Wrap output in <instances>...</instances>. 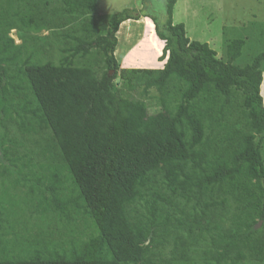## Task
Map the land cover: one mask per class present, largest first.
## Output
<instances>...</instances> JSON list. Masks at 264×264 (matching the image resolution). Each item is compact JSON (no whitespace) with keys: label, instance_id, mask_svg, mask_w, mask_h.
<instances>
[{"label":"trees","instance_id":"1","mask_svg":"<svg viewBox=\"0 0 264 264\" xmlns=\"http://www.w3.org/2000/svg\"><path fill=\"white\" fill-rule=\"evenodd\" d=\"M164 1L162 25L124 10L97 36L96 0H0V264L264 263V52L237 65L234 39L217 59ZM141 17L166 61L119 69L116 34ZM32 214L54 233L17 232Z\"/></svg>","mask_w":264,"mask_h":264},{"label":"rangeland","instance_id":"2","mask_svg":"<svg viewBox=\"0 0 264 264\" xmlns=\"http://www.w3.org/2000/svg\"><path fill=\"white\" fill-rule=\"evenodd\" d=\"M124 10L138 12L140 15H148L156 18L159 26L165 21L166 3L164 0H97L95 17L97 26L95 33L97 36L106 33L105 19L121 13ZM101 18V19H100ZM138 24H128V28H121L118 32L117 46L114 53L119 69H161L166 61V56L162 61L163 43L158 41L154 33V25L148 18H140ZM173 24H182L186 37L191 42L207 44L216 53L217 59L226 61V46L234 39H243L245 42L241 57L236 62L243 65L251 58L264 52V0H174ZM47 32L39 35L41 42L47 38ZM10 37L15 44H19L15 31L10 33ZM140 37V38H139ZM48 50L49 47H46ZM160 52V56L157 55ZM46 56V54L44 53ZM123 56H125L123 58ZM90 63L92 61H89ZM101 67L98 64L96 70ZM262 84L260 95L264 105V63L262 65ZM113 73H110L112 76ZM118 89L123 87V83L117 79L115 81ZM131 98L143 101L147 106L149 115H154L160 111L157 104V93L152 90L144 96L141 90L129 93ZM262 160L264 163V141L262 142ZM20 191L25 192L24 189ZM22 196V193H20ZM47 217V216H46ZM48 218V217H47ZM46 218V219H47ZM24 225L17 227L16 231L24 233L27 229L39 225L54 233L57 228L56 219L50 217L49 221L39 219V216L32 214V218L26 216L22 219ZM48 222V223H47ZM58 234L52 238L59 239L63 233H67L68 227L62 224ZM261 224L257 226V230ZM35 232L33 229L32 233ZM61 233V234H60ZM91 233L88 224L82 218H76L73 229L74 237L84 239L81 234ZM60 234V235H59ZM10 237V236H9ZM244 264H258L247 261ZM264 264V263H262Z\"/></svg>","mask_w":264,"mask_h":264},{"label":"crops","instance_id":"3","mask_svg":"<svg viewBox=\"0 0 264 264\" xmlns=\"http://www.w3.org/2000/svg\"><path fill=\"white\" fill-rule=\"evenodd\" d=\"M96 6H97V0H96ZM141 21V19L139 20V21H126V22H124V23H122L121 25H120V27H119V30L121 29V28H128V24H131V26L132 25H134V24H138L139 22ZM119 30H118V32H119ZM118 32H117V34H116V36H118ZM140 38V37H139ZM160 56V52H159V54L157 55V57H159ZM125 56H123V58H124ZM126 69V68H125ZM127 69H137V68H131V67H129V68H127Z\"/></svg>","mask_w":264,"mask_h":264},{"label":"water","instance_id":"4","mask_svg":"<svg viewBox=\"0 0 264 264\" xmlns=\"http://www.w3.org/2000/svg\"><path fill=\"white\" fill-rule=\"evenodd\" d=\"M260 225V223L258 224V226Z\"/></svg>","mask_w":264,"mask_h":264}]
</instances>
